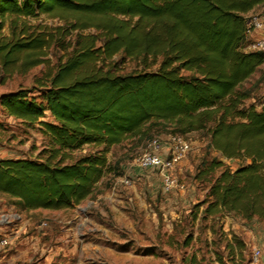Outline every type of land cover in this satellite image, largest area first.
Wrapping results in <instances>:
<instances>
[{
    "label": "trees",
    "instance_id": "trees-1",
    "mask_svg": "<svg viewBox=\"0 0 264 264\" xmlns=\"http://www.w3.org/2000/svg\"><path fill=\"white\" fill-rule=\"evenodd\" d=\"M263 3L0 0V84L45 65L36 94L1 93L0 108L46 139L34 158L0 159V196L26 212L72 208L113 172L111 147L168 126L170 135L206 131L220 157L206 173L241 161L209 182L203 216L264 222V95L258 108L240 106L249 97L241 85L264 64V51L243 50L245 15ZM51 47L64 54L54 64ZM124 59L144 68L124 72Z\"/></svg>",
    "mask_w": 264,
    "mask_h": 264
},
{
    "label": "rangeland",
    "instance_id": "rangeland-1",
    "mask_svg": "<svg viewBox=\"0 0 264 264\" xmlns=\"http://www.w3.org/2000/svg\"><path fill=\"white\" fill-rule=\"evenodd\" d=\"M250 14L264 15V3L247 15ZM37 21L53 22L44 14ZM3 33H8L7 24ZM48 57L54 64L64 54L51 47ZM121 66L124 72L144 68L139 60L132 59H124ZM148 69L154 71L156 65ZM44 70L45 65H39L24 75H14L0 84V94L20 87L36 94L34 79ZM240 88L249 92L240 106L258 108L264 95V64ZM44 121H51L47 113ZM168 135L170 128L164 126L152 129L145 138H127L111 147L106 157L115 167L113 172L98 182L90 197L72 208L26 212L9 205L10 214L0 213L3 215L0 220L16 227L25 222L26 228L21 233L38 234L44 243V250L29 253L30 260L23 263L218 264L217 258L222 257L225 264H249L252 248L257 247L264 264V222L246 221L227 213L213 217L202 214L204 205L200 202L206 199L209 182L223 167L234 169L241 162L223 160L221 167L206 173L204 169L210 160L220 158L207 149L206 131L184 136L191 149L173 170L183 189L163 191L155 171L135 166V159L150 139L163 141ZM45 144L38 125H24L0 108V159L34 158ZM88 150L90 147H85L80 152ZM124 177L130 178L128 185L121 182ZM8 247L11 242L3 249Z\"/></svg>",
    "mask_w": 264,
    "mask_h": 264
},
{
    "label": "built area",
    "instance_id": "built-area-1",
    "mask_svg": "<svg viewBox=\"0 0 264 264\" xmlns=\"http://www.w3.org/2000/svg\"><path fill=\"white\" fill-rule=\"evenodd\" d=\"M244 33L246 37L244 51H264V15H247ZM190 149V141L182 135H168L163 141L152 138L147 142L144 151L135 159L134 164L139 169L155 171L159 175L163 191L183 189V184L173 176V170ZM121 182L128 185L130 178L124 177ZM9 244L8 236L0 232V250ZM262 259L261 250L253 247L249 264H262Z\"/></svg>",
    "mask_w": 264,
    "mask_h": 264
},
{
    "label": "crops",
    "instance_id": "crops-1",
    "mask_svg": "<svg viewBox=\"0 0 264 264\" xmlns=\"http://www.w3.org/2000/svg\"><path fill=\"white\" fill-rule=\"evenodd\" d=\"M4 201L5 199L0 196V213L5 212L6 215H9L10 213L8 212H10L11 206L7 205ZM2 222L0 220V232L8 236L11 247L0 250V264H24L23 262L30 260L29 253L34 254L44 250L42 248L44 243L42 244L41 236L38 234L23 235L24 233H21L26 228L25 222H22L17 227L9 221Z\"/></svg>",
    "mask_w": 264,
    "mask_h": 264
}]
</instances>
